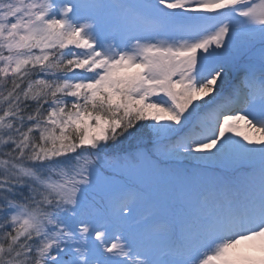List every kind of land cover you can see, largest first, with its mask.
<instances>
[{"label": "snow or ice", "instance_id": "obj_1", "mask_svg": "<svg viewBox=\"0 0 264 264\" xmlns=\"http://www.w3.org/2000/svg\"><path fill=\"white\" fill-rule=\"evenodd\" d=\"M0 264H264V0H0Z\"/></svg>", "mask_w": 264, "mask_h": 264}]
</instances>
